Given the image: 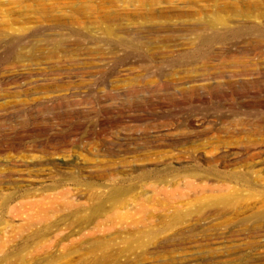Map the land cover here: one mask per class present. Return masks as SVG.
<instances>
[{
	"label": "rangeland",
	"instance_id": "1",
	"mask_svg": "<svg viewBox=\"0 0 264 264\" xmlns=\"http://www.w3.org/2000/svg\"><path fill=\"white\" fill-rule=\"evenodd\" d=\"M0 264H264V0H0Z\"/></svg>",
	"mask_w": 264,
	"mask_h": 264
},
{
	"label": "bare ground",
	"instance_id": "2",
	"mask_svg": "<svg viewBox=\"0 0 264 264\" xmlns=\"http://www.w3.org/2000/svg\"><path fill=\"white\" fill-rule=\"evenodd\" d=\"M220 24H222V22L221 21H215V22H211L210 23V26H208V27H210V28H216L218 25H220ZM201 38V35L200 36H198L197 37V42H204V40H199L200 38ZM203 39V38H202ZM262 152H256V153H249V154H247V156H246V158H244V159H256V158H260V156L262 155L261 154ZM234 177V176H233ZM244 179V178H243ZM120 190H118V189H114L112 192H111V194H110V196H109V198L111 199V197H113V196H115L117 193H120L119 192ZM123 193V191H121V193L120 194H122ZM117 195H119V194H117ZM116 195V196H117Z\"/></svg>",
	"mask_w": 264,
	"mask_h": 264
}]
</instances>
